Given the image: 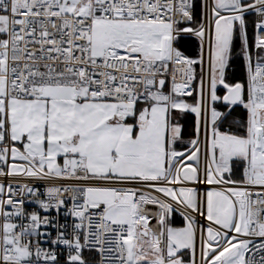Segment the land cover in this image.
<instances>
[{
	"label": "snow or ice",
	"instance_id": "obj_1",
	"mask_svg": "<svg viewBox=\"0 0 264 264\" xmlns=\"http://www.w3.org/2000/svg\"><path fill=\"white\" fill-rule=\"evenodd\" d=\"M0 264H264V0H0Z\"/></svg>",
	"mask_w": 264,
	"mask_h": 264
}]
</instances>
